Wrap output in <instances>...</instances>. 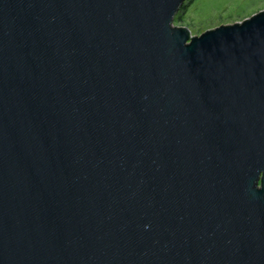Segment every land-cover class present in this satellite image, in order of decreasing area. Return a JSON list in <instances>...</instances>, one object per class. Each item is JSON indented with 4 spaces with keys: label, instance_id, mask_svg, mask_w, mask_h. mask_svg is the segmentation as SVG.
<instances>
[{
    "label": "water",
    "instance_id": "95a60500",
    "mask_svg": "<svg viewBox=\"0 0 264 264\" xmlns=\"http://www.w3.org/2000/svg\"><path fill=\"white\" fill-rule=\"evenodd\" d=\"M183 2L0 0V264H264V9Z\"/></svg>",
    "mask_w": 264,
    "mask_h": 264
},
{
    "label": "rangeland",
    "instance_id": "374dc122",
    "mask_svg": "<svg viewBox=\"0 0 264 264\" xmlns=\"http://www.w3.org/2000/svg\"><path fill=\"white\" fill-rule=\"evenodd\" d=\"M264 9V0H193L183 12L182 22L194 36L218 25L231 24Z\"/></svg>",
    "mask_w": 264,
    "mask_h": 264
},
{
    "label": "trees",
    "instance_id": "16d2710c",
    "mask_svg": "<svg viewBox=\"0 0 264 264\" xmlns=\"http://www.w3.org/2000/svg\"><path fill=\"white\" fill-rule=\"evenodd\" d=\"M183 1L184 2L180 6L178 12L175 13V17H174L173 23H176V22L180 23V22H182L183 12L185 11V9L188 7V5L190 3H193V0H183Z\"/></svg>",
    "mask_w": 264,
    "mask_h": 264
}]
</instances>
